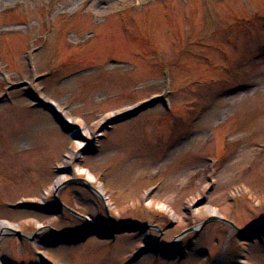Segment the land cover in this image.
Instances as JSON below:
<instances>
[{
  "label": "rangeland",
  "instance_id": "1",
  "mask_svg": "<svg viewBox=\"0 0 264 264\" xmlns=\"http://www.w3.org/2000/svg\"><path fill=\"white\" fill-rule=\"evenodd\" d=\"M3 221L1 264H264V0H0Z\"/></svg>",
  "mask_w": 264,
  "mask_h": 264
},
{
  "label": "water",
  "instance_id": "2",
  "mask_svg": "<svg viewBox=\"0 0 264 264\" xmlns=\"http://www.w3.org/2000/svg\"><path fill=\"white\" fill-rule=\"evenodd\" d=\"M32 99H34L35 101H38L40 100L37 96H34V95H29ZM160 100H162V98H160ZM158 101L155 100V101H151V102H148L146 103L145 105H142L141 107H139L138 109L130 112V113H127V114H124V115H121V116H118L116 118H113L111 120V122L113 121H124L126 120L127 118H130V117H133L135 115H137L139 112L149 108V107H152L154 106ZM39 105L44 108L45 110H48L49 112H51V114L55 117V119L61 124V125H64V124H67V121L64 120V118L59 114L58 110L54 107V105L50 102H45V101H40L39 102ZM71 129H67V131H70ZM73 180H79V181H84V179H71L69 180V182L73 181ZM60 203L62 204V206H64L66 209H68L69 211H71L72 213L76 214V215H79L81 217H84V218H87L85 215H82L81 213H79L78 211L72 209L71 207L67 206L66 204H64L63 202L60 201ZM61 211V210H59ZM59 211H56L59 212ZM210 218L206 219L205 222L207 220H209ZM228 223H230L232 226L236 227L235 224L230 221V220H227ZM117 225H118V228H117V232H122V231H130V232H133V231H139V230H142V229H146L148 228L147 225H130V224H122V223H119V222H116ZM237 228V227H236ZM250 228V227H249ZM247 228V229H249ZM91 226L88 228H85L84 230H82L81 232L77 233V234H74V235H66L62 232H60L59 230L57 229H54V231H56L57 233H59L60 237H59V242L60 243H80V242H84L86 241L89 237H91V235L93 234L91 231ZM238 230H245V229H239ZM4 230H2L0 232V239H1V236L3 234ZM18 234H21L19 232H17ZM157 241L158 240H155L153 245L151 246L150 249H145L142 253L144 252H149V251H154L155 253H159V252H167L169 250V248L175 243L176 239H174L169 245L165 246V247H157ZM0 264H1V258H0Z\"/></svg>",
  "mask_w": 264,
  "mask_h": 264
},
{
  "label": "bare ground",
  "instance_id": "3",
  "mask_svg": "<svg viewBox=\"0 0 264 264\" xmlns=\"http://www.w3.org/2000/svg\"><path fill=\"white\" fill-rule=\"evenodd\" d=\"M67 123H68V125L73 124V123H74V119H70V118L67 119ZM78 171H79L80 173L85 172V168H84V167H79V168H78ZM63 177H64V176H60V177L58 178V181H57V182L59 183V182L63 181ZM89 178H92V176L89 175ZM0 225H1V227H2L4 230H8V229H12V228H15V227H16V225H14L13 223L8 222V221H3V222L0 223Z\"/></svg>",
  "mask_w": 264,
  "mask_h": 264
},
{
  "label": "flooded vegetation",
  "instance_id": "4",
  "mask_svg": "<svg viewBox=\"0 0 264 264\" xmlns=\"http://www.w3.org/2000/svg\"><path fill=\"white\" fill-rule=\"evenodd\" d=\"M160 227H161V228H165V226H163V225H160ZM174 253H175V248H172L169 252H167V253H165V254H159V255H162V256L168 258V256H171V255H173Z\"/></svg>",
  "mask_w": 264,
  "mask_h": 264
}]
</instances>
